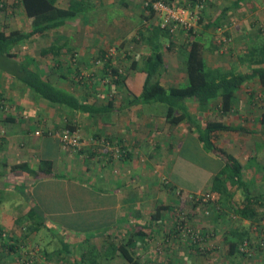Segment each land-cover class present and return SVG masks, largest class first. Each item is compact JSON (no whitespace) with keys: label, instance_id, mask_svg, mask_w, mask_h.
I'll return each instance as SVG.
<instances>
[{"label":"crops","instance_id":"obj_1","mask_svg":"<svg viewBox=\"0 0 264 264\" xmlns=\"http://www.w3.org/2000/svg\"><path fill=\"white\" fill-rule=\"evenodd\" d=\"M233 1L235 0H232L229 5H232ZM68 2L69 0H56V5L65 8ZM100 2L101 0H95L93 3L91 0L89 10L67 20L56 31L45 36H32L28 41L14 46L11 51L16 61L24 62L28 68L38 71L52 84L71 91L81 100L92 105L111 106L110 110L102 114L89 115L64 106L50 104L33 93L17 78L0 70V206H8L6 209L0 208V215L4 211H9L19 213L21 216L35 207L38 216L47 220L51 214L48 210V212H41L46 203V196L43 190H40V186L44 183L55 184L62 181L71 183L72 187H68V190L73 188L78 192L79 204L89 197L95 199V205L86 206L84 212L79 206L80 209L77 210L79 215H87L86 218L91 220V224L94 223V227L97 224H103L104 218L108 217L110 226L103 229H109L119 222L126 221L121 219V214L129 212L131 197L143 196L138 192L139 189L145 192L157 188L156 183L160 182L159 177L163 176L162 178H165L170 186L182 191V187L168 177L174 153L178 156L179 149L184 144L195 146L205 158L206 166L203 171H206V178L202 188L210 187L212 177L224 165L223 160L220 161L215 154L203 149L196 133L186 122L173 124L167 120V104L129 103V100L138 97L142 90L145 73L140 68L151 50L149 45L141 39L140 33H147L148 27L155 25L159 20L155 15H150L144 7V12L142 9L140 17L139 15L136 17L144 23L141 25L143 26L141 30L130 32L126 30L120 35L113 34L107 21L111 17L109 10L102 11L103 6L99 4L101 6L99 8L98 5ZM120 2L123 5L130 4L124 0ZM106 3L107 1L104 0V4ZM247 3L250 5L255 3L257 8L264 6V0H243L239 3V7ZM10 7V13L7 16L1 15L0 12V29L6 33L11 30L29 31L30 24L20 0H12ZM225 7L229 6L222 8ZM262 9L264 10V7ZM145 15L150 17L147 18ZM104 16L106 19L102 18ZM222 18L227 19L228 16L225 14ZM250 18L245 20L240 30L241 34L235 33L234 47L229 51L231 53H228L231 56L227 57L214 48L205 47L204 59L207 66L222 70L233 69L237 72L250 68V64L242 63L239 57L251 47L264 46V40L261 42L264 32L261 33L258 26L259 22H264V16L254 15ZM236 21L233 23L236 24ZM53 35L54 38L51 37ZM239 38H245V41L242 40L239 43L237 42ZM115 39L119 40V45L123 47L119 48V51L122 49L123 57L119 52L112 57L109 55L114 52L110 49L115 47H109L113 45ZM159 41L162 42L161 50L164 59L160 83L165 88L186 84L184 52L181 48L186 40L176 41L166 37ZM42 49L50 50V53L41 55ZM92 54L96 58L99 54L109 55L111 59L105 58L104 64L109 63L120 69V73H123L125 78L124 87H115L110 93L105 88L113 81L110 73L109 76L103 75L102 81L100 79L103 77L98 79L89 73L90 69H94L91 66ZM77 55L78 58H76ZM134 59L137 62L135 69L130 68L131 61ZM179 64L183 69L180 80L175 75ZM255 81L257 82V79L247 81L235 94L233 112L229 113L237 116L233 123L226 121V116L222 117L215 113L216 101L208 106H201L193 99H188L184 105L193 119L199 121L202 126L207 120L216 119L212 117L215 113L218 115V120H222L229 126L246 128L241 131L218 130L215 132L216 140L213 141L238 160L243 167L244 176L246 177L247 174L248 181H252L253 194L258 196L264 195V128L261 127L264 125L263 113L259 116L256 111L253 112L260 117L261 125H258V128L247 127L241 121V117L249 115L246 110L249 109L251 96L247 92L251 88L248 86L255 84ZM82 82L84 91L76 89L77 84ZM66 123L74 126L81 138L82 147L77 151L69 149L57 135L59 129ZM94 158L97 161H105L92 165L91 163L96 161ZM15 163H27L33 169L48 167L54 175L35 180L25 175L22 170H11V165ZM155 173L159 175L155 177ZM257 183L260 184L259 187ZM96 184L104 187L95 186ZM35 189L39 192H35ZM131 189L135 194L131 195ZM193 189L189 191H199L201 187ZM235 190L237 194H234ZM230 192L231 199L226 204L230 206L234 203L240 204L239 200H243L241 191L234 189ZM72 194L74 193L65 192L64 195L72 197ZM4 200L7 203L5 205H3ZM263 208L260 209L264 212ZM1 216L2 226L11 229V225L5 224V219ZM241 220L240 224L225 229L223 235L226 233L229 238L237 235L239 238L236 237V239L239 243L243 239L248 240V251L235 252L232 254L233 257H226L230 261L228 264L231 262L232 264H264V247L259 245V237L264 225L258 221ZM223 224L227 223L223 222ZM62 230L67 229L62 228ZM230 232H233L232 235ZM87 233L84 232V234ZM73 234L75 237L79 236L78 233L73 232ZM221 241L227 242L224 237ZM218 259L217 264H223L221 257ZM222 259L225 260V257ZM210 264H213V260Z\"/></svg>","mask_w":264,"mask_h":264},{"label":"rangeland","instance_id":"obj_2","mask_svg":"<svg viewBox=\"0 0 264 264\" xmlns=\"http://www.w3.org/2000/svg\"><path fill=\"white\" fill-rule=\"evenodd\" d=\"M94 1L95 0H93V3ZM105 1H107L106 4H104V0H101L98 5L100 4L103 6L101 8L99 5V8L103 9L102 11L109 10V15L111 17L110 20L107 21L112 28L113 34L116 33L120 35L126 30L130 32L142 29L143 26L141 25H144V23H142V20H139L140 13L142 9L144 12V7L150 0H124L128 1V3H130L129 5L121 4L120 1L122 0ZM164 1L170 4L172 3L173 5L180 4V0ZM231 1L232 0H206L203 17L195 26L196 33L178 29L173 34L169 33L168 38H172L176 41L186 40V42H188L199 36L207 49L209 47L211 49L214 48L220 52V54H224L227 57L228 55L231 56L228 53H231L229 51L234 47L233 42L235 33L241 34L240 30L245 24V20H250V16L254 15L264 16V10L262 9L264 6L257 8L255 3L251 5L247 3L238 8L230 7L226 12L228 18H223L222 20L223 25L217 27L212 26L211 22L218 16L222 7L226 5L230 6L229 4ZM0 4L1 15L7 16L10 13L12 0H0ZM254 9H256V11ZM129 14L132 17H130ZM138 15L139 17L136 18ZM102 18L106 19L105 16ZM236 19L238 20L236 21ZM235 21L237 22L236 24L233 23ZM258 26L259 30H261L260 32L263 33L264 22H259ZM242 35H244V33ZM51 37L54 38V35ZM242 40L245 41V38H239L237 42L240 43ZM263 40L264 38H262L261 42ZM113 46L115 48H111ZM109 48L114 51L113 54H109L110 57L117 52L123 57L124 54L122 53V49L119 51V48H123L119 45V40L115 39L113 45ZM19 49H21V47H19ZM109 55L99 54L96 58V56L92 54L91 66L94 69H90L89 73L94 77H98V79L105 74V76H109V72H104L105 58L109 59ZM76 58H78V55ZM97 59H100L101 62ZM225 61L228 62L227 59H225ZM51 68L53 67L51 66ZM121 70L123 72L124 67ZM182 73L183 69L179 64V68L175 73L178 80L181 79ZM83 75H85V73H83ZM102 79H104V77L101 78L100 81H102ZM248 87L251 89L248 90L247 93L251 96L250 93L252 92L253 97H250L249 109L246 110L249 115L241 117V121L247 127L251 128L254 126L258 128V125H261L259 116L264 112V87L259 85L258 81L255 84H250ZM76 89L84 91V83H78ZM254 111H256L259 116H256L253 113ZM215 113L221 116L219 111ZM215 113L212 117L218 118V115ZM225 116V120L232 123L235 122L234 120L237 117L234 114H227ZM261 127L264 128V125H261ZM64 128H66L65 125L60 129L62 130ZM74 131L76 130L74 129ZM76 133L78 134L77 131ZM188 143H190V141ZM103 144L105 145V142H103ZM81 147L80 138V147H69V149L77 151ZM218 159H220V161L222 160L220 157H218ZM104 161L105 160H96L95 163L92 162L91 164L97 165L98 162L101 164V162ZM205 164V158L200 154V151L196 149L195 146L186 143L180 147L178 156L174 153L173 164L170 169V176L168 177V179L171 178L174 183L181 186L182 191L174 189L165 181V178H162V176L158 179L160 182L158 183L157 181L156 183L157 188L149 191L146 190L145 192L139 189L138 192L143 194V196L137 197L138 199L134 198V196L131 197L129 200V212L123 213V215L121 214V219H123V221L126 220L145 224L149 222V216L157 204L162 203L170 206V209L165 213L164 219H161L157 224H152V231H155V233L151 239L149 237L147 238V248L142 247L137 249L136 256L138 255L151 264H166L168 260H171L172 264H210L212 260L213 264H217L219 260L218 257H221L223 264H228V262H230L226 257L229 258L233 256L228 254V243L221 241L224 236L223 231L236 224H240L239 222L242 220L239 219L232 210H223L219 209V206L206 204V202L203 203L206 201V194L209 192V187L207 189H205V187L202 188V183L206 178V171H203L206 166ZM157 175L159 174L155 173V177H157ZM245 178L247 179V174ZM259 185L260 184L257 183L258 187ZM95 186L104 187L99 184ZM68 187H72L71 183L62 181L56 182L55 184L51 182L44 183L40 186V190H43L46 196V203L43 205L42 209H40L41 212L49 211L51 214L49 218L51 220L49 218L46 220L38 215L28 216L27 214H23L20 216L19 213L15 214L9 211H4L3 214H1L2 216L0 215L1 218L3 217L5 219V224L11 225V229H6L0 222V264H74L71 254L65 252L62 242L68 241L72 254L78 256L79 245L84 235L93 234L96 237L105 230L103 228L110 226L108 225V217L104 218L102 221L103 224H97L94 227V223L91 224V220L86 218L88 217L87 215H79L77 210L82 207V212H84L86 206L90 207L91 204L95 205V199L89 197L85 202L79 204L78 192L73 188L68 190ZM196 187H201V189H199V191H189ZM227 187L229 191H234L235 189V185H231L229 182H227ZM133 189L137 190V188ZM236 191L237 190H235L234 194H237ZM35 192L39 191L35 189ZM65 192H72L74 194H72V197H65ZM130 193L131 195L135 194L132 189ZM92 196H94V194ZM200 201L202 203H200ZM5 204H7L6 200H4L3 205ZM0 208L6 209L8 206H0ZM105 208H107V206H105ZM223 222L227 224H223ZM90 226H92V228ZM97 227H99V229H96ZM62 228L67 230H62ZM174 228L175 233L173 232ZM73 232L78 233L79 236L75 237ZM84 232L88 233L84 234ZM201 233H204L203 237ZM64 234H69V236L65 237ZM194 235L199 238V240L197 239L198 244H196V249L191 248L188 243ZM91 242L94 241L91 240ZM97 244L102 246L100 242ZM104 256L107 258L103 260V264H128L120 255L109 257L104 254ZM223 257H225V260L222 259ZM230 264H232V262Z\"/></svg>","mask_w":264,"mask_h":264},{"label":"trees","instance_id":"obj_3","mask_svg":"<svg viewBox=\"0 0 264 264\" xmlns=\"http://www.w3.org/2000/svg\"><path fill=\"white\" fill-rule=\"evenodd\" d=\"M91 0H69L68 6L63 8L56 5V0H20L21 5L27 15L30 24L29 31L11 30L9 33L0 29V70L9 73L24 83L37 96L43 98L50 104L64 106L68 109L81 111L92 114H102L110 110L111 106L92 105L85 100H81L77 95L69 90L60 88L52 84L47 78L43 77L38 71L31 70L24 62L16 61L14 53L11 51L16 45L28 41L32 36H45L46 34L56 31L63 26L65 22L83 13L90 8ZM150 0L145 6V10L150 15H154L151 8ZM164 1V0H163ZM243 0H235L229 7L222 8L221 14L213 19L212 26H222L223 16L230 8H238L239 3ZM197 0H180L183 6L194 8ZM172 5V3H171ZM204 9L198 13L199 23L203 17ZM145 17H150L145 15ZM147 33H140L141 39L150 47V53L147 54L140 68L145 73L142 90L138 97L129 100V103H151L162 102L167 104V120L170 123L177 124L186 122L196 133L197 139L202 144L204 150L212 152L224 161L223 167L212 177L209 192L206 194V204L219 206V209L232 210L239 219H248L258 221L264 224V212L260 209L264 207V195H254L251 190L252 181L245 180L243 167L238 160L226 150L217 146L213 140H216V131L218 130H246L245 127H232L222 122V120L210 119L205 125L193 119L192 115L185 107V101L193 99L201 106H208L216 101L217 111L224 117L233 112V100L235 94L246 84L247 81L257 79L259 85L264 86V46L251 47L239 60L243 63H249L250 68L243 72L236 70H222L207 66L204 59L205 45L203 40L193 38L181 45L184 54V69L187 76V83L179 86L165 88L160 83V75L164 66L162 55L161 38L169 37V31L160 26L157 21L155 25L148 27ZM196 33V29L189 31ZM192 35V34H191ZM225 40V39H223ZM50 53V50L42 49L41 55ZM253 65V66H251ZM130 68H137L136 60L131 61ZM118 67H113L109 63L104 64V72L110 73L112 82L105 86L106 90L112 93L115 87H124V75L120 73ZM107 83V82H106ZM104 83V84H106ZM253 97L252 92L250 93ZM255 96V95H254ZM110 104V102H109ZM264 122V112H263ZM66 128L74 130V126L66 123ZM11 170H22L25 175L31 176L37 180L44 177L53 176L54 174L46 168L33 169L27 163H15L11 165ZM56 176V175H55ZM227 182L235 185L243 196L240 204L234 203L232 206L226 204L230 202L231 193L227 187ZM264 184V181H263ZM200 203H202L200 201ZM226 208V209H225ZM170 209L169 205L159 203L149 216V222L140 224L137 222H119L113 228L105 229L100 235H84L79 245L78 256L72 254L70 243L63 241L62 245L67 254H71L74 264H103L107 257L120 255L128 264H148L149 261L136 256L138 248H147V238L153 237L155 231H152V224H157L164 219L165 213ZM264 209V208H263ZM261 210V211H260ZM36 208H31L27 213L28 216L38 215ZM175 233V228L173 229ZM177 232V229H176ZM233 232H230L232 235ZM204 233H201L202 237ZM65 235V234H64ZM122 235V236H120ZM69 234L65 235L68 237ZM234 236V237H233ZM228 242V254L232 255L239 250L241 243L237 242V235L230 238L225 233L223 236ZM196 235L188 242L191 248L196 249L198 242ZM93 240L94 242H91ZM100 242L102 246L97 244ZM243 253V252H242ZM108 257V258H109ZM149 260V259H148ZM151 264V263H150ZM166 264H172L168 260Z\"/></svg>","mask_w":264,"mask_h":264},{"label":"built area","instance_id":"obj_4","mask_svg":"<svg viewBox=\"0 0 264 264\" xmlns=\"http://www.w3.org/2000/svg\"><path fill=\"white\" fill-rule=\"evenodd\" d=\"M206 0H197L194 8L175 6L163 0H153L151 8L154 15L158 18L160 26L164 27L173 34L178 29L190 31L195 28L198 21V13L204 9ZM1 5V4H0ZM59 139L68 147L79 148L80 136L74 130L64 128L57 132ZM260 247H264V229L259 237ZM249 247L248 240H243L239 250L247 252Z\"/></svg>","mask_w":264,"mask_h":264}]
</instances>
